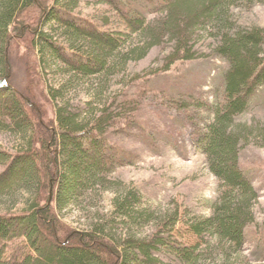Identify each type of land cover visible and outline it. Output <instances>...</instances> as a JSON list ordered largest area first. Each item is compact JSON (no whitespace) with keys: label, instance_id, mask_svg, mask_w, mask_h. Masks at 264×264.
I'll return each mask as SVG.
<instances>
[{"label":"trees","instance_id":"obj_1","mask_svg":"<svg viewBox=\"0 0 264 264\" xmlns=\"http://www.w3.org/2000/svg\"><path fill=\"white\" fill-rule=\"evenodd\" d=\"M78 1L0 0V131L23 138L17 152L0 146V166L6 168L0 175V202L12 206L0 211V264H162L157 251L164 247L182 264H201L198 246L165 239L171 236L169 223L154 240H119L109 233V225L79 231L63 213L80 206L89 194L118 187L114 171L133 161L111 135L120 123L139 124L146 105L143 95L126 96L128 100L92 109L84 121L83 111L69 101L72 87L126 73L154 49L173 44L164 67L154 76L171 74L179 64L198 59L196 42L206 37L214 40L215 52L231 66L222 101L216 105L196 101L190 106L167 99L157 110L178 142L186 137L179 123L188 126L223 184L213 216L192 225L190 233L213 251L243 252L251 238L249 230L258 222L260 193L253 173L259 167L242 163L244 145L252 137L239 120L264 93V28L241 26L236 15L241 5L258 0H144L150 15L132 0H102L127 24V31L115 33L78 15ZM152 15L159 17L151 19ZM49 24H55V33L47 32ZM16 56L28 72L26 89L16 87ZM51 71L60 79L56 85ZM64 75L68 81L61 80ZM142 80L150 78L139 77L134 84ZM95 104L90 103V109ZM193 108L209 112L211 120L198 121ZM257 139L264 146V129ZM119 188L114 216L132 230L145 227L153 217L143 209L141 194L125 185ZM262 229L252 237L264 246Z\"/></svg>","mask_w":264,"mask_h":264},{"label":"rangeland","instance_id":"obj_2","mask_svg":"<svg viewBox=\"0 0 264 264\" xmlns=\"http://www.w3.org/2000/svg\"><path fill=\"white\" fill-rule=\"evenodd\" d=\"M132 1L144 14L150 15L145 8L144 0ZM51 6H55V2H52ZM75 12L110 33L128 29L119 12L102 0L78 1ZM157 17L159 16H150L151 19ZM236 19L241 26L247 28H264V0L241 5L237 10ZM46 27L47 32L55 33V24ZM58 37L66 42L61 34ZM196 44L198 59L191 63L179 64L171 74L154 76L164 67V61L172 52L173 44L154 49L147 59L132 64L126 73L78 83L72 87L68 95L69 101L75 110L83 111L84 121L90 118L93 110L103 109L102 104L105 105L108 101L116 102L124 97L128 100L126 96H145L146 105L144 104L143 112L139 114V121L148 125V129L143 128L140 123L128 122L125 126L120 123L118 126L120 129L112 133L111 140L130 153L133 162L128 166H118L114 171L113 179L117 182L115 186L118 187L95 195L89 194L80 206L65 211L63 218L79 231L109 225V233L119 240H128L132 237L154 240L156 235L161 233L162 226L169 223L171 224L169 235L173 237L165 235V239L175 238L180 245L189 248L198 246L201 251V264H264V246L256 241L255 236L252 237V234L261 232L264 226V146L257 139L260 131L264 129V93L252 111L239 120L249 132V137H252L244 145L242 163L246 168L259 167L253 171L254 175L258 176L256 186L260 193V201L255 210L258 222L249 230L251 238L248 246L241 253L231 255L220 253L211 250L210 245L200 244L190 233L192 225L213 216V208L220 199L223 184L211 171L208 156L198 148L196 137L188 126L179 123L182 125V135L186 137L182 136L178 142L176 134L174 136V133L168 131L157 105L167 99L176 103L182 101L190 106L196 101L216 105L224 98L225 74L230 69V64L217 55L214 40L206 37L199 39ZM26 49L24 48L22 56L26 54ZM14 65L16 76L18 75L16 87L26 89L28 72L20 62L19 56H16ZM50 75L53 84L60 82L59 78L54 77V72L51 71ZM139 77L143 79L149 77L150 80L134 84ZM61 80L68 81V77L64 75ZM90 103L97 104L90 109ZM174 110L177 108L174 107ZM192 110L198 121L208 123L211 120L209 112L195 108ZM119 114L123 116V111ZM175 114L181 116L178 111H175ZM22 143L23 138L16 133L0 131L1 147L17 152ZM185 152L188 157L183 154ZM5 171L6 168L0 166V175ZM121 185L141 194L143 209L153 217L145 227L132 230L114 216V199L119 191L117 189L122 190L119 188ZM5 205L0 202V211L12 207L11 204ZM22 244L23 241L18 243ZM212 245L217 247L216 243ZM157 256L162 260V264H182L174 251L166 247L157 251Z\"/></svg>","mask_w":264,"mask_h":264}]
</instances>
